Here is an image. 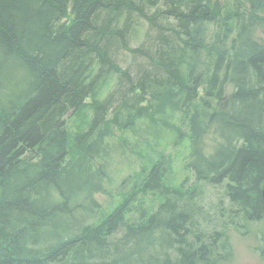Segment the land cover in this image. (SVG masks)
I'll return each mask as SVG.
<instances>
[{
    "label": "trees",
    "instance_id": "16d2710c",
    "mask_svg": "<svg viewBox=\"0 0 264 264\" xmlns=\"http://www.w3.org/2000/svg\"><path fill=\"white\" fill-rule=\"evenodd\" d=\"M69 1L0 0V264H89L96 239L82 232L85 219L79 213L86 200L89 211H96L92 195L103 189L97 176H104V166L95 169L92 162L105 157L109 129L103 123L112 96L95 105L90 128L73 139L65 116L100 87L96 85L103 68L95 74L87 71L93 64L92 53L97 52L105 65V57L117 43L126 46L131 12L145 15L152 27L158 28L156 40L162 43H168L170 37L157 17L175 18L178 25L171 29V37L183 38L179 47L189 52L192 62L186 81L177 82L182 95L169 89L160 91L157 86L165 87L180 78L181 72L173 65L179 61L178 44L159 51L157 63L149 49L134 48V54L147 58L166 75L165 79L151 77L144 71L138 84L132 85L131 75L124 70L121 76L129 90L135 86L144 93L143 99L155 100L154 113L159 119L153 120L154 126L173 110L182 111L191 142L198 141L211 127L220 134L229 132L228 141L211 156L197 152L196 176L219 183L229 179V194L249 219L263 217L264 43L246 37L232 54L226 49L217 52L209 69L197 74L195 62L208 41L206 24L214 20L206 0H141L148 5L160 1L167 5L163 12L150 16L136 0H73L75 18L64 25ZM246 7L238 14L241 31L248 14L253 22L260 19L264 24V0H247ZM103 11L106 17L99 24ZM122 13H128L122 27L111 29ZM204 77L205 96L198 101L197 90ZM227 80L235 85V93L229 102L212 105L213 98L222 100ZM174 94L183 102H172ZM140 116L127 109L129 125L134 126ZM160 179L157 165L152 166L149 186L159 189L160 182L163 184ZM182 217L178 213L159 224L151 216L148 222L130 228L128 239H133V245H127L126 239L115 247L114 263L193 264L195 252L182 247L177 249L178 261L173 263L166 251L172 247L170 243L160 247L165 252L162 260L145 257L155 245L154 231L160 227L176 230L182 225ZM177 233L184 235L180 230ZM165 241L166 237L160 243L165 245Z\"/></svg>",
    "mask_w": 264,
    "mask_h": 264
},
{
    "label": "rangeland",
    "instance_id": "374dc122",
    "mask_svg": "<svg viewBox=\"0 0 264 264\" xmlns=\"http://www.w3.org/2000/svg\"><path fill=\"white\" fill-rule=\"evenodd\" d=\"M206 1L212 7L214 20L206 24L208 41L201 58L195 62L197 74L209 69L217 52L226 49L232 54L246 37L264 43L262 20L256 19L253 22V17L248 14L245 28L240 30L238 14L246 11L247 0ZM136 2L142 3L141 0ZM72 3L73 0H70L67 13L62 19L64 25L71 24L75 18ZM142 4L149 16L167 9V5L161 1L155 5H148L146 2ZM102 13L99 24L106 17L104 11ZM127 14H120V21L113 23L111 29L121 28ZM130 15L126 46L124 43H117L105 57V65L97 52L92 53L93 64L87 71L91 70L95 74L100 67L103 68L96 85L100 87L87 96L77 110L70 109L65 116L73 139L90 128L95 105L112 96L103 123V127L109 129L104 142L105 157L92 162L95 169L100 164L104 166V176H97L103 189L92 195L95 201L92 207L96 211H89V201L86 200L85 208L79 213L85 219L82 232L85 235L91 234L93 240L96 239L93 247L95 251L91 260H88L89 264H115L112 258L115 247L126 239L129 240L127 245H133V239H128L130 228L148 222L151 216H155L158 223L162 224V219L167 220L178 213L184 216L179 219L182 225L176 230L162 227L155 230V245L150 246L147 254L145 253L146 259L162 260L165 252L160 247H167L170 243L172 247L166 251L173 263L178 261L180 252L177 249L182 247L184 251L189 248L190 253L195 252L191 258L193 264H264V214L259 219H249L246 211L229 194V179L219 183L200 180L196 176L194 165L197 163V152L211 156L219 145L228 141L229 132L227 135L220 134L211 127L198 141L191 142L187 118L182 111L176 110L161 120L162 123L154 126L153 120L159 119L154 113L155 100L143 99L144 93L135 86L130 91L129 84L121 76L124 70L128 71L134 82L132 85L138 84L144 71L149 72L151 77L165 79L163 70L147 58L134 54L132 50L149 49L155 55L154 63H157L159 51L168 49L171 44H178L179 61L173 65L175 71L181 73L176 83H180V79L185 82L187 67L192 60L189 52H183V47H179L183 38L171 37V29L177 27V20L172 16L157 17L160 26L166 29L165 35L170 37L168 44L153 40L154 36L158 37V28H153L145 15L141 16L136 12H131ZM206 81L207 77H204L202 86L197 90L198 101L205 96ZM176 83L157 88L160 91L173 90L182 95L181 85ZM223 86L222 100L213 98L212 105L229 102L235 93L236 87L229 80ZM122 94L125 98L119 100ZM178 94H174L172 102H183L178 99ZM146 97L149 98L150 95ZM128 108L141 115L134 126L129 125L126 120ZM154 165H157L160 180L163 181L162 185L160 182L159 189L151 188L147 180L150 168ZM84 177L85 174L82 173L81 179ZM179 230L184 233L183 236L178 235ZM165 237L167 241L162 245L160 242Z\"/></svg>",
    "mask_w": 264,
    "mask_h": 264
},
{
    "label": "water",
    "instance_id": "95a60500",
    "mask_svg": "<svg viewBox=\"0 0 264 264\" xmlns=\"http://www.w3.org/2000/svg\"><path fill=\"white\" fill-rule=\"evenodd\" d=\"M262 197H263V201H264V187H263V190H262Z\"/></svg>",
    "mask_w": 264,
    "mask_h": 264
},
{
    "label": "bare ground",
    "instance_id": "6f19581e",
    "mask_svg": "<svg viewBox=\"0 0 264 264\" xmlns=\"http://www.w3.org/2000/svg\"><path fill=\"white\" fill-rule=\"evenodd\" d=\"M158 37L154 36L153 40H156Z\"/></svg>",
    "mask_w": 264,
    "mask_h": 264
}]
</instances>
